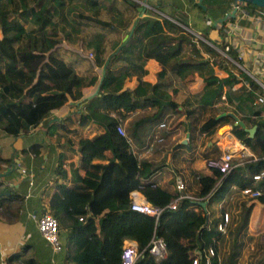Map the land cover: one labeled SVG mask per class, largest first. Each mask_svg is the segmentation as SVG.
Returning a JSON list of instances; mask_svg holds the SVG:
<instances>
[{
  "label": "trees",
  "instance_id": "16d2710c",
  "mask_svg": "<svg viewBox=\"0 0 264 264\" xmlns=\"http://www.w3.org/2000/svg\"><path fill=\"white\" fill-rule=\"evenodd\" d=\"M76 1L80 7L75 0H0V130L16 137L47 123V118L69 100L81 98L84 103L85 113L75 112L55 125L79 157L74 169L76 179L68 186L56 185L47 206L58 227L67 232L66 263L121 264L122 242L131 240L139 247L145 246L134 264H191L193 259L203 264V252L208 248L213 250L209 264H264V234L256 236L250 247L247 244L248 202L253 198L239 193L245 187L258 189L260 195L255 201L264 204V179L256 184L250 179L264 168V118H260L264 106L254 109L244 103L243 108L237 107L244 114L250 112L249 117L243 115L240 120L245 126H256L251 138L239 125L231 129L255 158L224 175L216 169H209L208 174L195 172L194 196L198 200L178 197L180 193L174 187L164 188L150 179L152 163L138 159L130 145L139 143L141 149L159 146L151 137L160 123L165 126L172 120L171 111L177 106L167 92V73L179 80L191 73L201 78L202 88L194 100L196 108L203 110L219 98L222 86L231 90L236 67L216 51L217 45L208 33L199 34L198 39L185 30L188 26L179 15L183 7L178 2H171V7L154 3L144 9L132 35L109 58L97 94L87 99L98 84L101 66L119 45L121 33L137 15L139 5L134 0ZM127 14L131 20L125 21ZM60 23L76 35L85 33L80 48L91 52V64L98 68L97 82L83 96L81 90L88 85V77L76 75L73 62L59 54L65 48L60 41L66 42L69 36ZM148 59L159 66L154 83L142 79ZM212 66L227 76L217 77ZM132 77L136 87H123ZM247 81L252 90L259 89L251 79ZM225 94L230 101V92ZM252 98L253 93H249L245 100L251 102ZM195 111L188 110L187 115ZM126 118L125 136H120L115 127ZM193 120L196 122V117ZM229 120L233 122L227 113L208 116L197 131L209 137ZM89 123L94 124L92 136L88 135L93 127L82 132ZM144 132L151 137L145 139L148 133ZM168 133L162 130L158 142L167 139ZM97 147L110 153L105 163L92 162L101 156ZM39 148L36 143L29 150L35 155ZM218 154L214 150L211 157L204 156L205 161ZM8 161L0 157V165ZM231 186L237 192L231 195L226 209L213 214L208 207L219 203ZM133 189L151 205L164 208L156 222L129 209V192ZM173 200L175 209H167ZM200 202H205V207ZM223 213L227 221L219 231L217 225ZM152 236L162 238L165 244V256L159 261L147 252Z\"/></svg>",
  "mask_w": 264,
  "mask_h": 264
},
{
  "label": "crops",
  "instance_id": "0c3cea01",
  "mask_svg": "<svg viewBox=\"0 0 264 264\" xmlns=\"http://www.w3.org/2000/svg\"><path fill=\"white\" fill-rule=\"evenodd\" d=\"M174 1L183 7L179 15L187 22L186 31H190L191 34L208 33L217 47L219 46L215 49L220 55L222 54L219 50H222L224 45H228L227 57L222 56L237 69L232 71L235 83L231 84V90L227 86H222L219 98L205 109L220 105L222 110L216 114L217 116L231 113L237 117L238 121H241L240 117L243 115L249 117L250 112L247 111L244 114L238 110V105L243 108L245 103L247 107H254V109L263 107L264 102L257 103L256 97L264 96V10L241 3L232 17L218 22V19L233 10V0H203L204 10L196 6V0H142L141 2L149 8L154 3L171 7L170 3ZM172 22L177 24L174 20ZM211 25H214V29L210 28ZM189 39L191 40L190 37ZM63 41H60V45L68 51L63 48L59 50V54L65 60L73 62L76 75L83 76L87 71L85 77H88L87 83L91 86L87 85L82 88L83 96L95 85L97 79L93 72L98 74V68L91 64V57L83 53L81 48L71 49ZM84 58L87 64L82 62L81 59ZM204 59L210 61L208 55H204ZM212 68L217 77L227 76L216 66ZM144 69L146 74L142 76V79L154 83L159 66L155 61L148 59L144 63ZM247 78L256 83L259 89L252 90ZM165 81L168 83L167 92L177 103L176 108L171 111L172 120L163 127H157L152 137L147 129L148 136L145 139L150 136L155 146L159 145L157 148L141 149L142 146L139 143H132L131 151L138 159H146L152 163L149 169L150 179H153L156 184L164 188H173L175 176H180L184 181L186 193L194 196L197 192L195 172L202 171L205 174L210 172L205 167V160L201 161L200 158L206 155L210 157L214 150L220 151L225 144L224 139L227 134H232L231 124L227 123L229 128L216 138L214 136L213 140L209 137L206 139L204 134H199L197 131L198 125L202 122L197 120L200 118L198 114L202 110L196 108L194 100V95L202 88L201 78L191 73L185 79L179 80L173 73H167ZM123 87L134 89L136 87L135 78L126 80ZM226 91L230 92V101L226 97ZM249 93H253L251 102L245 100ZM194 108L195 113L187 115V111ZM75 112L85 113L81 98L76 101L69 100L63 108L47 118V123L39 124L27 133L14 137L0 130V157L8 159V163L17 160L19 168L23 170V174L12 170L0 177V264L3 262L5 264H67L65 260L68 252L66 230L59 228L58 234L62 249L54 252L39 234L32 216L47 212L48 200L56 185L68 186L76 179L74 169L78 165V154L73 150V144L67 146L64 142L66 136L61 131L55 130L57 122ZM194 117H196V122L193 120ZM260 118H264V113L260 115ZM127 119L129 118L121 123L124 128ZM244 127L251 126L244 125ZM89 128L92 129L88 136H92L95 133L92 123L86 125L82 132L84 133ZM162 130L169 133L167 139L158 142L157 136ZM49 132L51 134H48ZM36 143L40 144V148L34 155L29 147ZM97 150L101 156L92 162L105 163L110 153L99 147ZM247 150L249 155L238 159L243 161L239 166L249 161L250 158H255L249 148ZM8 163L0 165V173L5 170ZM235 192L237 189L231 186L224 198L219 203L209 206V210L217 214L219 209L225 208ZM248 203L251 207L247 219V235L250 240L248 244H251L256 236L264 234V204L258 203L255 199Z\"/></svg>",
  "mask_w": 264,
  "mask_h": 264
},
{
  "label": "built area",
  "instance_id": "2783aa9c",
  "mask_svg": "<svg viewBox=\"0 0 264 264\" xmlns=\"http://www.w3.org/2000/svg\"><path fill=\"white\" fill-rule=\"evenodd\" d=\"M245 2H233L232 9L236 10L239 4ZM186 30V29H185ZM190 32V31H189ZM191 33V32H190ZM195 38L201 39L199 34H193ZM228 45H224L222 50L219 52L226 56V52L228 51ZM90 55V54H89ZM235 65H238L236 62L232 61ZM263 87V86H262ZM264 88V87H263ZM257 103L264 102V96H257L256 97ZM164 125L160 123L158 127H163ZM116 132L120 136H125V132L120 124H117L115 127ZM225 144L220 149L219 154L217 157L210 158L205 161V167L208 169H216L221 174H226L234 167H237L242 164L243 161H239L238 159L244 158L249 155L248 148L239 142L233 134L228 133L225 137ZM20 172L23 174V170L21 169ZM250 179L253 181V184H256L258 181L264 179V168L250 175ZM174 188L177 192H179L178 197L188 198L190 200H198V198L191 196L184 191L186 190L184 181L180 176H175L174 178ZM241 195L249 196L253 199L257 198L260 195V191L258 189H253L250 187H245L239 190ZM129 209L147 216H150L156 222L163 211V207L153 206L148 203L138 192L137 189H133L129 192ZM167 209L173 210L175 209V200L171 201L167 206ZM35 221L36 228L43 238V240L50 246L51 250L54 252H58L62 249L61 242L59 240V227L57 221L54 217H52L48 212H44L39 216H32ZM82 217H79L81 220ZM227 221L226 213L222 215V222L217 225V229L222 231L225 223ZM145 247V246H144ZM144 247H139L136 245L135 242L130 240H124L122 242V252H121V264H134L137 258H139L142 250ZM147 252L152 257L154 261H159L165 256V244L162 238L152 236L148 245H147ZM213 255L212 248H208L206 251L203 252L204 263L209 264V258ZM3 264H5L3 262ZM191 264H197V259H193Z\"/></svg>",
  "mask_w": 264,
  "mask_h": 264
},
{
  "label": "water",
  "instance_id": "95a60500",
  "mask_svg": "<svg viewBox=\"0 0 264 264\" xmlns=\"http://www.w3.org/2000/svg\"><path fill=\"white\" fill-rule=\"evenodd\" d=\"M202 1L203 0H196V6L200 7L202 10H204L205 7L202 5ZM233 1H235V2H245V3H248V4L252 5V6L259 7V8L264 10V0H233ZM145 8H147V7L144 4V2H140L139 6L136 9L138 13H137L136 17L134 18V20L132 21L128 32L123 36V38L121 39V41H120L119 45L117 46V48L110 55H108V57L104 61L103 65L101 66V69H100L98 84H97L95 90L93 91V93L90 94L87 97V99H91L97 94L98 86H99V83H100V81L102 80V78L104 76L105 68H106V65H107V62H108L109 58L113 54H115L125 44V42L128 40V38L132 35L133 29L135 27V24H136L137 20L142 16L143 11H144ZM234 11L235 10L233 9L231 12L226 13L222 18L218 19V22H222L227 17H232L234 15ZM229 114L234 119V124H237V125H239L240 128H243V130L247 133V136L249 138H251L253 136L254 132H255L256 126L253 125V126L248 127V128L244 127V124L241 121H238L236 116H234L231 113H229ZM12 170L20 172L21 169L18 166V161L17 160H13L10 163H8L7 166L5 167V170L2 173H0V177L3 176V175H6L8 172H11ZM200 205L202 207H205V202H200ZM206 222L207 221H205V224H206Z\"/></svg>",
  "mask_w": 264,
  "mask_h": 264
},
{
  "label": "rangeland",
  "instance_id": "374dc122",
  "mask_svg": "<svg viewBox=\"0 0 264 264\" xmlns=\"http://www.w3.org/2000/svg\"><path fill=\"white\" fill-rule=\"evenodd\" d=\"M86 1H88V0H86ZM120 1L121 0H116V3H120ZM134 1H136L137 3H138V5L140 4V2L142 1V0H134ZM75 4H77V5H79V7H80V2H77L76 0H75V2H74ZM82 3H83V5L84 6H87L88 4H87V2H83L82 1ZM107 5L109 4L108 2L106 3ZM150 7H152V5L150 6ZM148 8V7H147ZM135 17H136V15H135ZM135 17H133L132 18V20H131V18H130V15H128L127 14V16L125 17V21L126 20H131L130 21V25H131V23H132V21L134 20V18ZM123 23V22H122ZM130 25H129V27H130ZM59 27L61 28L62 27V29L63 30H65V31H67L68 33H69V36H68V40L66 41L67 42V44H68V46L72 49V48H80L81 47V42L83 41V37L85 36V33L84 32H82V33H79L78 35H76V34H74L73 32H72V30L68 27V26H66L64 23H60L59 24ZM129 27H127V28H125L123 31H122V33H121V39L123 38V36L128 32V30H129ZM115 38V37H114ZM110 39H113V37L112 36H110ZM186 39H187V41H190V39H189V37H186ZM219 47V46H218ZM218 47H216V48H218ZM81 51L83 52V53H87V56H90L91 57V60H93V55H89L91 52H89V51H87V50H84V49H81ZM218 51V50H217ZM69 54H71V52H69ZM182 55H184V54H182ZM82 60V62L84 63V64H87V60L84 58V59H81ZM83 68L81 67V70H82ZM85 73H87V71H85ZM84 73V75L83 76H85L86 74ZM94 73V77L96 78V79H98L97 77H98V74L96 73V72H93ZM97 82V81H96ZM222 110V107L220 106V105H217L216 107H212V108H206L205 110H202V112L201 113H199L198 115H199V119H197L198 121H203L205 118H207L208 116H211V115H215V114H217L218 112H220ZM229 122H230V124H231V129L233 128V127H235V126H237V124H234V122H232L231 120H229ZM122 126V125H121ZM122 128H123V130H124V127L122 126ZM229 128V125L228 124H224V125H219V126H217L216 128H215V131H214V133L211 135V136H209V138L211 139V140H213V138H214V136H215V138H216V136L217 135H219V134H221V133H223L226 129H228ZM206 136V135H205ZM207 137L208 136H206V139H207ZM215 154H213L212 156H214ZM211 157V156H210ZM204 158V157H203ZM203 158H200L201 159V161L203 160H205V158L203 159ZM210 159V158H209ZM204 163H205V161H204ZM230 200V199H229ZM229 200H228V203H229ZM223 209H226V205H225V208H223ZM249 242H250V240H249ZM248 244V243H247ZM250 245L251 244H248V247H250Z\"/></svg>",
  "mask_w": 264,
  "mask_h": 264
}]
</instances>
